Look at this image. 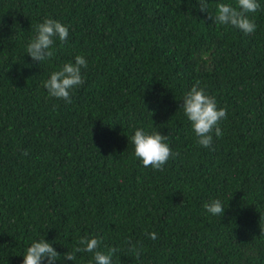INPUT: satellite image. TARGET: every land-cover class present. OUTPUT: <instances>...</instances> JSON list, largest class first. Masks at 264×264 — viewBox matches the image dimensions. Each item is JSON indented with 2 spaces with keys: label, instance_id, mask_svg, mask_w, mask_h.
I'll use <instances>...</instances> for the list:
<instances>
[{
  "label": "trees",
  "instance_id": "trees-1",
  "mask_svg": "<svg viewBox=\"0 0 264 264\" xmlns=\"http://www.w3.org/2000/svg\"><path fill=\"white\" fill-rule=\"evenodd\" d=\"M207 3L214 15L237 0ZM258 3L246 35L199 0H0V264H22L43 237L61 254L55 264H95L94 252L63 259L85 235L105 254L119 249L112 264H264ZM47 18L69 36L36 62L26 46ZM77 55L88 66L72 102L49 96L43 81ZM197 81L226 109L211 148L180 107ZM138 128L168 137L162 170L134 155ZM213 199L223 216L203 207Z\"/></svg>",
  "mask_w": 264,
  "mask_h": 264
},
{
  "label": "clouds",
  "instance_id": "clouds-1",
  "mask_svg": "<svg viewBox=\"0 0 264 264\" xmlns=\"http://www.w3.org/2000/svg\"><path fill=\"white\" fill-rule=\"evenodd\" d=\"M260 7L258 0H237L236 6L218 3L216 12L212 15L208 12L207 0H199V10L201 12L207 11L209 18L214 23L232 26L246 35L254 33L256 30V24L249 18V14L257 12ZM68 36V26L58 20L47 18L43 23L36 25V34L26 46L27 55L36 62L50 58L52 56L50 49L54 45L55 39L58 38L59 41L66 42ZM87 66L86 59L77 55L74 58V63H64L59 70L52 72L50 77L43 81V87L49 96L71 103V90L84 83L81 70ZM199 84L200 82L197 81L185 93L180 107L191 122L192 129L198 138L197 143L205 148H211L213 132L217 138L223 134L219 122L226 119V109L218 108L215 98L206 94ZM167 139L168 137L159 131L149 132L143 128H138L131 136L134 155L142 161L144 167L151 166L155 170H162L170 156L174 155L166 142ZM23 154L27 155V151ZM203 207L213 216H223L225 211L223 203L219 199L206 202ZM148 235L153 240L157 238L155 232L148 233ZM78 244L79 246L72 252L64 253L63 259L74 261L76 259L75 253L94 252L95 264H112V254L119 251L117 248L109 249L107 254L99 251L100 238L98 236L89 237L85 235L80 238ZM130 250H135L136 258L139 259L140 251L134 249V246ZM60 256L61 254L53 248L52 243L43 237L34 240L27 247L22 264H45V261L46 264H55Z\"/></svg>",
  "mask_w": 264,
  "mask_h": 264
}]
</instances>
